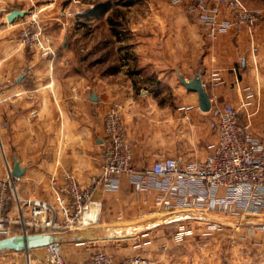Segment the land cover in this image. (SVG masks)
<instances>
[{
    "label": "crops",
    "instance_id": "crops-1",
    "mask_svg": "<svg viewBox=\"0 0 264 264\" xmlns=\"http://www.w3.org/2000/svg\"><path fill=\"white\" fill-rule=\"evenodd\" d=\"M18 1L0 0V179L17 159L25 168L16 179L22 196L52 200L51 177L61 182L66 171L81 184L88 183L102 167L105 112L114 101L122 103L136 169L149 167L161 153L180 158L184 165L203 159L216 132L210 113L199 106L198 92L187 89L181 76L189 80L200 73L210 98L215 95L218 101L238 105L248 99L252 106L259 105L250 122L264 140V20L253 39L236 29L206 39L197 68V19L170 1L159 17L132 22V37L122 48L112 26L103 34L82 23L72 32L74 20L84 21L96 11L86 15L80 11L83 14L76 19L75 14L56 10L57 0H46L36 8L54 40V52L47 56L19 39L31 13L8 21L9 11L28 8ZM244 1L264 10V0ZM105 23L109 25L108 20ZM183 31L190 32L193 45L189 66L183 62ZM215 73L223 81L214 88ZM159 191L155 187L137 191L128 175L120 178L116 190L97 188L82 226L67 233L73 241L63 243L66 260L79 264L104 249L116 261L140 254L153 264H264L260 228L248 234V226H239L233 231H242L237 239L226 234L215 238L206 259L188 247L197 241V231L182 243L158 237L159 227L167 221L204 220L161 208L154 199ZM121 233L129 236L118 240ZM36 249L40 248L1 253L0 264H27L29 256L31 264H46L43 258L32 257ZM220 249L221 255L216 254Z\"/></svg>",
    "mask_w": 264,
    "mask_h": 264
},
{
    "label": "built area",
    "instance_id": "built-area-1",
    "mask_svg": "<svg viewBox=\"0 0 264 264\" xmlns=\"http://www.w3.org/2000/svg\"><path fill=\"white\" fill-rule=\"evenodd\" d=\"M169 1L183 6L193 15L201 34L209 40H215L231 29L245 31L253 39L264 20V10L249 6L244 0ZM30 13L31 18L25 20L20 29L21 43L43 55L52 54V35L38 12ZM211 81L215 88L223 80L215 73ZM210 99L211 108L207 112L217 138L207 144V155L184 165L180 158L161 153L143 170L132 164V145L127 137L122 103L112 102L105 112L102 167L90 175L87 184H81L67 171L63 172L61 182L52 176L53 199L48 200L22 196L16 185L17 177L11 170L0 179V238L32 233L67 234L80 228L94 191L99 187L108 191L118 189L124 175L130 177L137 191L149 187L159 189L154 199L165 210L209 216L216 211H227L229 216L240 214L243 218L264 211V140L253 131L250 122L260 106H252L248 99H243L238 105L218 101L215 95ZM242 114L246 119H242ZM208 221L210 223L203 226V236L223 229V223L218 219ZM259 221L249 224L248 234L256 228L264 230V220ZM193 233L194 228L182 222L173 239L181 242ZM44 248L46 264H73L63 255L62 242L55 241ZM27 264H31L30 256ZM79 264H153V261L140 254L116 261L111 253L97 249L89 259Z\"/></svg>",
    "mask_w": 264,
    "mask_h": 264
},
{
    "label": "rangeland",
    "instance_id": "rangeland-1",
    "mask_svg": "<svg viewBox=\"0 0 264 264\" xmlns=\"http://www.w3.org/2000/svg\"><path fill=\"white\" fill-rule=\"evenodd\" d=\"M21 4H25L26 9H30V11H37L36 5H41V3H45L46 0H30L26 2V0L18 1ZM36 4H35V3ZM135 3L132 8H128L126 4L128 3ZM170 3L169 0H57L56 3V10L60 11H67L68 13L75 14L76 19H79V15L83 13H79L80 11L86 13L94 12L96 11L97 14L91 16L83 17L82 20L84 21H76L74 20L71 28L72 32H75L78 28V24H88L89 29H96L99 33L107 34L111 29L112 26V32H115L120 39H122L123 42H120V46L123 48V46L127 45L128 39H131L132 37V22H136L137 19H141L143 16L146 18L148 17H159L163 13H165V8L169 7ZM111 7L109 10H103V8ZM166 13H168L166 11ZM30 14V12L28 13ZM105 20L109 21V25L105 23ZM87 22V23H86ZM183 62H187L188 66L190 65V48L191 38H190V32L183 31ZM206 42L207 40L203 37L201 32H198V67H201V60H202V54L204 53V50L206 49ZM195 66V63H193V67ZM205 214V213H202ZM208 215V214H206ZM211 215V214H210ZM214 215V216H213ZM211 215L213 219H218L221 223H223V229L213 232V234H206L205 236L202 235L203 226L209 222L210 219H204L197 222V220H184L179 222H165L161 227V233L158 235L160 238L164 239H170L172 237L174 232L179 228V224L182 222H185L189 226L194 228V231L197 234V241L191 242V244L188 246L189 248L192 247L196 248L197 255L200 257V259H206L207 258V252L208 247H211L215 244V238L221 237V235L226 234L227 236L235 237L234 239H237L239 235L241 236V230L235 231L237 229H234V227L243 228L245 226L249 227V224L260 222L259 220H264V211L258 212V213H251L248 214L247 217H242L240 214H233L231 216L228 215L227 211H216L214 214ZM260 218V219H257ZM210 223V222H209ZM158 230L154 229V234H157ZM122 237H119L123 240L127 238L128 234H120ZM127 237H126V236ZM134 235V234H132ZM72 237H68L67 240L63 241H73ZM186 239V238H185ZM185 239L181 242L176 243H182L185 241ZM174 240V239H173ZM37 253L32 255V257L38 256L39 258H43L45 255V248L40 247V249H36ZM104 250V249H103ZM221 249L218 250V253L220 254ZM221 255V254H220Z\"/></svg>",
    "mask_w": 264,
    "mask_h": 264
},
{
    "label": "water",
    "instance_id": "water-1",
    "mask_svg": "<svg viewBox=\"0 0 264 264\" xmlns=\"http://www.w3.org/2000/svg\"><path fill=\"white\" fill-rule=\"evenodd\" d=\"M30 10L14 8L7 13V19L9 22H14L18 17H25ZM181 81L184 86L189 90L198 92L199 106L203 111H209L211 108V99L206 87L203 85L201 74L196 73L192 79H186L181 76ZM25 168L20 167L18 160L16 159L14 168L12 169V175L20 177L24 173ZM182 215L190 218L200 219H213V217L206 214H197L189 211L180 212ZM68 239L67 234H54V233H32V234H17L4 238H0V254L8 251H30L34 248H40L47 246L48 244L59 241L63 242Z\"/></svg>",
    "mask_w": 264,
    "mask_h": 264
},
{
    "label": "trees",
    "instance_id": "trees-1",
    "mask_svg": "<svg viewBox=\"0 0 264 264\" xmlns=\"http://www.w3.org/2000/svg\"><path fill=\"white\" fill-rule=\"evenodd\" d=\"M107 8H103V10H106Z\"/></svg>",
    "mask_w": 264,
    "mask_h": 264
}]
</instances>
